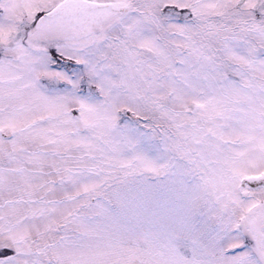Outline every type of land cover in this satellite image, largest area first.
<instances>
[{
  "label": "snow or ice",
  "instance_id": "snow-or-ice-1",
  "mask_svg": "<svg viewBox=\"0 0 264 264\" xmlns=\"http://www.w3.org/2000/svg\"><path fill=\"white\" fill-rule=\"evenodd\" d=\"M0 264H264V0H0Z\"/></svg>",
  "mask_w": 264,
  "mask_h": 264
}]
</instances>
